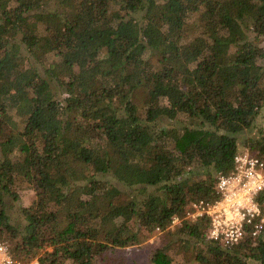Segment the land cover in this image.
<instances>
[{"label": "trees", "instance_id": "1", "mask_svg": "<svg viewBox=\"0 0 264 264\" xmlns=\"http://www.w3.org/2000/svg\"><path fill=\"white\" fill-rule=\"evenodd\" d=\"M55 2L0 0V243L23 264H119L161 233L148 264H264V234L223 247L185 219L241 146L264 158V130L245 135L264 0Z\"/></svg>", "mask_w": 264, "mask_h": 264}, {"label": "built area", "instance_id": "2", "mask_svg": "<svg viewBox=\"0 0 264 264\" xmlns=\"http://www.w3.org/2000/svg\"><path fill=\"white\" fill-rule=\"evenodd\" d=\"M218 199L192 202L185 219L208 220V238L223 247H234L247 236L260 238L264 234V158L241 150L234 160L231 174L218 177ZM173 218L171 227L181 223ZM0 264H23L16 260L6 243H0ZM35 264H39L35 261Z\"/></svg>", "mask_w": 264, "mask_h": 264}, {"label": "rangeland", "instance_id": "3", "mask_svg": "<svg viewBox=\"0 0 264 264\" xmlns=\"http://www.w3.org/2000/svg\"><path fill=\"white\" fill-rule=\"evenodd\" d=\"M59 0H56L58 7ZM264 47V41L261 44ZM264 130V109L261 111L260 115L256 118L254 126L251 130H248L245 135L248 137L259 136L261 131ZM241 138L240 140H242ZM240 150H248L252 152L248 147L241 146ZM20 200L18 202H11L12 209L11 216L13 221L20 218V206H29L35 200V194L32 191L25 190L20 192ZM19 221V220H18ZM161 233H156L152 237L144 240L142 243L132 246L126 249H122L119 255V264H148V259L151 258L153 254L154 247L160 243ZM37 261V260H35ZM35 261L30 264H35ZM252 264V263H249Z\"/></svg>", "mask_w": 264, "mask_h": 264}]
</instances>
